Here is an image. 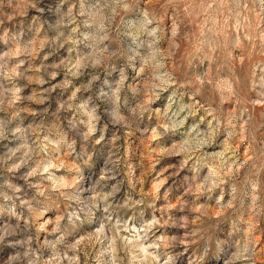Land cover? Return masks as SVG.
Masks as SVG:
<instances>
[{
  "label": "rangeland",
  "instance_id": "374dc122",
  "mask_svg": "<svg viewBox=\"0 0 264 264\" xmlns=\"http://www.w3.org/2000/svg\"><path fill=\"white\" fill-rule=\"evenodd\" d=\"M0 264H264V0H0Z\"/></svg>",
  "mask_w": 264,
  "mask_h": 264
}]
</instances>
